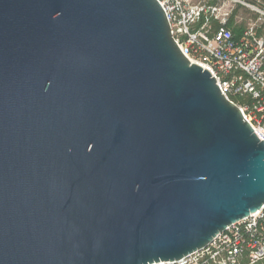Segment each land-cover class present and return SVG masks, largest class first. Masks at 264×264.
I'll return each mask as SVG.
<instances>
[{
  "label": "water",
  "instance_id": "water-1",
  "mask_svg": "<svg viewBox=\"0 0 264 264\" xmlns=\"http://www.w3.org/2000/svg\"><path fill=\"white\" fill-rule=\"evenodd\" d=\"M264 206V140L157 0H0V264H158Z\"/></svg>",
  "mask_w": 264,
  "mask_h": 264
},
{
  "label": "built area",
  "instance_id": "built-area-1",
  "mask_svg": "<svg viewBox=\"0 0 264 264\" xmlns=\"http://www.w3.org/2000/svg\"><path fill=\"white\" fill-rule=\"evenodd\" d=\"M172 36L191 63L207 69L225 98L236 104L264 140V7L242 0H157ZM235 1V2H234ZM235 5L256 15L242 32L229 26ZM241 23L236 20L235 26ZM264 260V206L228 227L205 249L178 262L158 264H257Z\"/></svg>",
  "mask_w": 264,
  "mask_h": 264
},
{
  "label": "trees",
  "instance_id": "trees-1",
  "mask_svg": "<svg viewBox=\"0 0 264 264\" xmlns=\"http://www.w3.org/2000/svg\"><path fill=\"white\" fill-rule=\"evenodd\" d=\"M246 3L248 2V4H251V5H254V6H260V7H264V0H245ZM246 7L242 6V5H237V8L235 9L234 11V14L233 16L231 17V20H230V24L229 26L231 28L234 29V32L236 35L239 36V34L242 32L243 28H244V25H239V26H235V17L238 15L239 13V10H243L245 9ZM257 264H264V260L258 262Z\"/></svg>",
  "mask_w": 264,
  "mask_h": 264
},
{
  "label": "rangeland",
  "instance_id": "rangeland-1",
  "mask_svg": "<svg viewBox=\"0 0 264 264\" xmlns=\"http://www.w3.org/2000/svg\"><path fill=\"white\" fill-rule=\"evenodd\" d=\"M242 1H245V0H242ZM236 8H237V5H235V9ZM255 17L256 15L254 13H252L248 8H245L243 10L242 9L239 10L238 15L235 17V21L238 20L241 23V25L243 24L245 26L248 18H255Z\"/></svg>",
  "mask_w": 264,
  "mask_h": 264
}]
</instances>
